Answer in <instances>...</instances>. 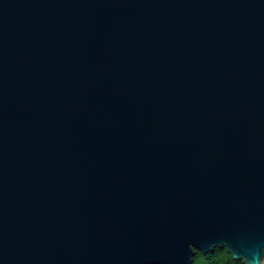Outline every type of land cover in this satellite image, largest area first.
<instances>
[{"label":"water","instance_id":"1","mask_svg":"<svg viewBox=\"0 0 264 264\" xmlns=\"http://www.w3.org/2000/svg\"><path fill=\"white\" fill-rule=\"evenodd\" d=\"M264 264V0H0V264Z\"/></svg>","mask_w":264,"mask_h":264},{"label":"trees","instance_id":"2","mask_svg":"<svg viewBox=\"0 0 264 264\" xmlns=\"http://www.w3.org/2000/svg\"><path fill=\"white\" fill-rule=\"evenodd\" d=\"M191 264H244L241 259H235L225 247H214L209 252L194 249Z\"/></svg>","mask_w":264,"mask_h":264}]
</instances>
